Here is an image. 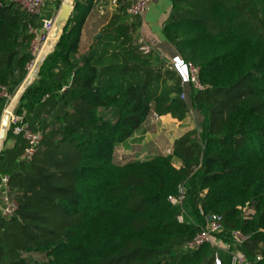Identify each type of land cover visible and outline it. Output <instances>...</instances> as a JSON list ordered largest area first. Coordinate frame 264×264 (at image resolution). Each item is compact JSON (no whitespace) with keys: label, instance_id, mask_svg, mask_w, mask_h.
Here are the masks:
<instances>
[{"label":"trees","instance_id":"16d2710c","mask_svg":"<svg viewBox=\"0 0 264 264\" xmlns=\"http://www.w3.org/2000/svg\"><path fill=\"white\" fill-rule=\"evenodd\" d=\"M94 2L74 0L19 98L17 111L43 136L34 160L20 161L26 141L11 130L2 145L0 176H10L18 209L0 215V264H216L218 254L231 264L237 248L264 264V0H172L163 34L200 67L204 89L140 50L131 0H118L88 54L75 59ZM0 3V90L14 95L35 58L29 26L41 17ZM7 104L0 97V127ZM153 112L179 122L196 112L197 126L170 154L115 161L116 146ZM180 187L184 201L173 205ZM210 214L222 216L217 237L229 247L185 249ZM237 230L249 237L240 247Z\"/></svg>","mask_w":264,"mask_h":264},{"label":"built area","instance_id":"2783aa9c","mask_svg":"<svg viewBox=\"0 0 264 264\" xmlns=\"http://www.w3.org/2000/svg\"><path fill=\"white\" fill-rule=\"evenodd\" d=\"M55 0H10V2L19 6L22 10L27 12L29 15L33 17L40 16V24L29 26V31L34 35L33 40L31 42V51L35 56L34 60L29 64V73L34 70L36 63L39 59L41 49L47 43L50 32L56 26V16L42 17V11L44 6L48 2H53ZM61 4L65 1L72 2L73 0H57ZM152 0H131L129 5L126 8V12L131 19L138 18L142 16L148 9ZM115 5L118 4V0H113ZM2 3H0L1 5ZM138 44L140 45V50L148 55L153 51L152 47L143 41L140 37L138 40ZM169 68L175 70L179 73L182 84H194L199 89H204L203 84L200 81V67L191 61H186L181 56H177L173 58L172 61L169 62ZM28 73V76L31 74ZM15 95V96H14ZM10 94L5 87L0 90V97H4L8 101L9 112V130L14 135L21 136L26 141V146L20 155L19 159L23 162H31L34 160L40 143L42 141L41 132L34 130L30 127L25 112L17 111V102H16V94ZM187 95L185 92L181 94L182 99H186ZM152 117L156 120L160 119V115L158 113L153 112ZM172 153V150L168 151V154ZM10 176L7 174L0 176V196L3 201L2 214L11 217L13 216L18 209L17 204L11 199L9 195V186H10ZM185 198V190L183 187H180L179 193L177 195L169 196V200L173 205H181ZM180 221L184 220L183 215L179 217ZM223 229V218L219 214H210L208 218L207 225L202 228L199 232L195 234V236L190 239L185 244V249L188 250H196L206 244L216 245L217 234ZM232 238L234 240V244L237 247H240L244 241L249 238L241 231H233ZM229 247V246H228ZM216 264H223L221 259L216 257ZM231 264H252L247 256L240 250V248L231 251Z\"/></svg>","mask_w":264,"mask_h":264},{"label":"crops","instance_id":"0c3cea01","mask_svg":"<svg viewBox=\"0 0 264 264\" xmlns=\"http://www.w3.org/2000/svg\"><path fill=\"white\" fill-rule=\"evenodd\" d=\"M60 7L61 3L55 0L51 2V14H42L41 16H54ZM171 8L172 0H152L147 11L139 17V21L141 22L140 36L145 43L152 47V54H154L157 62L160 61V63H169L173 58L180 56L177 49L163 34L164 23L169 16ZM117 9L118 5H115L113 0H95L93 8L84 24L80 47L74 56L75 59L82 60L88 54L94 39L101 34V30ZM28 79L29 76H27L25 81H28ZM195 119L197 120L196 117ZM188 120L189 118L183 122H179L169 114L160 115V119L156 120L151 115L129 139L116 146L114 151L115 161L124 164L129 160H148L157 155L168 154L169 150L173 151L175 140L183 133H176L173 138H169L168 143H166L167 136H170V132L178 129L177 126H183L185 123L188 124ZM14 143L15 140L9 146H13ZM175 162L178 163V167H176L179 168L181 165L180 159L175 157L174 164ZM2 208L3 201L0 196V213H2ZM216 242V245L222 251L226 250L229 246L228 243L223 242L218 237L216 238ZM217 257L220 259L219 254Z\"/></svg>","mask_w":264,"mask_h":264},{"label":"water","instance_id":"95a60500","mask_svg":"<svg viewBox=\"0 0 264 264\" xmlns=\"http://www.w3.org/2000/svg\"><path fill=\"white\" fill-rule=\"evenodd\" d=\"M74 9V0L72 2L70 1H65L61 4V7L59 9V12L56 16V29L54 32V36L56 38V40L54 41L51 50H49L47 53H45L42 57H39L38 61H37V65L35 67V69L32 71V73L29 75V79L28 81L26 80L25 83L22 85V87L19 89V91L17 92L16 95V102L19 101V98L21 96V94L23 93V91L25 90V88L29 85V83H31L32 79L37 77L38 73H39V69L43 63V61L45 60V58L47 57V55L49 53H51V51L53 50L56 42L58 41V39L60 38L71 14L72 11ZM195 117L197 118V113H194ZM9 112L5 111L3 118H2V122H1V127H0V151L2 148V145L4 144L6 138H7V134L9 131ZM0 215H3L2 213H0Z\"/></svg>","mask_w":264,"mask_h":264},{"label":"rangeland","instance_id":"374dc122","mask_svg":"<svg viewBox=\"0 0 264 264\" xmlns=\"http://www.w3.org/2000/svg\"><path fill=\"white\" fill-rule=\"evenodd\" d=\"M50 6H51V3L50 2H48L45 6H44V8H43V11H42V14H45V15H49V14H51V10H50ZM57 14V13H56ZM55 29H56V26H55V28H54V30L52 31V33H51V35L49 36V38H48V41H47V43L46 44H48V47H49V43H51V42H53V41H55L56 40V38H55V36H54V32H55ZM45 44V45H46ZM44 45V46H45ZM44 46H43V48L42 49H44ZM47 47V52L49 51V48ZM42 49H41V51H42ZM40 56H41V53H40ZM39 56V57H40ZM19 91V90H18ZM17 91V92H18ZM16 92V93H17ZM15 93V94H16ZM15 96V95H14ZM9 104V103H8ZM8 104L6 105V107H5V110H4V113H5V111L6 110H10V109H7L8 108ZM17 104H18V102H17ZM196 113V112H195ZM188 124H186L185 123V125H183V126H177L178 127V129H176V130H174V131H172V132H170V136H167L168 138H167V140H166V143H168V140H169V138H173L174 136H175V134L176 133H185V132H187V131H189L190 129H193L194 127H196L197 126V120L195 119V117H194V115H192V116H189V120H188V122H187ZM12 141H14V139L13 138H10L9 140H8V142H7V145H10L11 143H12ZM175 166H177L178 167V163L177 162H175ZM125 264V263H124ZM126 264H128V263H126Z\"/></svg>","mask_w":264,"mask_h":264},{"label":"bare ground","instance_id":"6f19581e","mask_svg":"<svg viewBox=\"0 0 264 264\" xmlns=\"http://www.w3.org/2000/svg\"><path fill=\"white\" fill-rule=\"evenodd\" d=\"M53 30H54V29H53ZM53 30H52V31H53ZM52 31L50 32L49 36L51 35ZM53 43H54V41L51 42V43H49V47H48V44H46V45L44 46V49H42V51H41V56H43L45 53H47V50H48L47 47L49 48V50H51V47H52ZM8 111H10V110H8ZM0 145H1V142H0Z\"/></svg>","mask_w":264,"mask_h":264}]
</instances>
